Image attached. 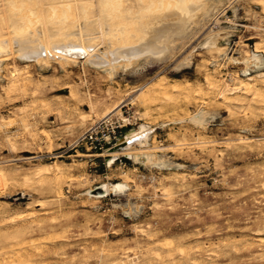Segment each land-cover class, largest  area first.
<instances>
[{
  "label": "rangeland",
  "instance_id": "obj_1",
  "mask_svg": "<svg viewBox=\"0 0 264 264\" xmlns=\"http://www.w3.org/2000/svg\"><path fill=\"white\" fill-rule=\"evenodd\" d=\"M13 1L0 0L4 31L10 28L4 19ZM201 1L207 2L206 13L200 12L188 33L175 41L166 60L139 58L128 69H117L113 78L83 58L77 64L50 59L26 65L11 54L5 61L0 69V170L8 177L0 179V209L6 211H0V264H264V66L244 73L242 60L255 46L264 55V9L253 0ZM74 3L45 0L44 7L52 12L57 5L65 9ZM77 4L90 5L94 18L99 16L98 0ZM218 31L221 53L202 45ZM94 42L101 51L107 48L101 35ZM179 63L184 64L177 68ZM208 75L219 81L215 90L207 84ZM250 75L261 83L257 88L263 96L253 99V90H230L238 85L237 77ZM161 76L169 89L190 82L193 95L151 90ZM223 87L228 92L222 99ZM113 107L114 122L124 124V133L144 124L153 129L149 145L155 151L144 150L155 152L150 158L142 157L135 144L133 157L120 154L109 162L95 153L114 145L95 150L79 142ZM199 108L215 117L204 125L184 119ZM9 137L17 139L14 147ZM160 158L171 165L157 166ZM45 163H62L65 169L63 182H53L57 189L51 186L56 192L29 180ZM15 173L20 175L12 178ZM108 181H125L127 187L99 198L88 194ZM133 209L137 213L128 215Z\"/></svg>",
  "mask_w": 264,
  "mask_h": 264
},
{
  "label": "bare ground",
  "instance_id": "obj_2",
  "mask_svg": "<svg viewBox=\"0 0 264 264\" xmlns=\"http://www.w3.org/2000/svg\"><path fill=\"white\" fill-rule=\"evenodd\" d=\"M64 1H74L75 3L72 5H64L65 9H63L62 6L57 5L53 8L52 12H48L47 8L44 7L45 0H14L13 1L12 9L9 13L6 14V18L4 19V22L6 21L10 27L9 30L4 31V27L0 23V69L3 67L5 61L8 60V58H9V56H11V54L15 55V57L21 61H27L26 65H28V63L33 61V60H40L42 63L47 64V62L50 59H58L59 61L64 62V63L77 64L80 61V59L83 58V62L86 65L93 67L95 69H100L103 72L108 73L110 78H113L117 69L120 68V69L126 70V69L130 68L131 66H134L133 64L139 58H148L149 57L150 59H152V58L155 59L156 62L166 60L168 58V56L174 50L175 41L178 38H180V37H182L188 33V31L192 28V24H193V22H195L196 17L200 15V12L206 13L205 8L207 5V2L201 1V0H98L99 4H100V13H99V16L94 18V16H93L94 13L92 14V9L88 7L90 5H88L87 7H83L82 5L77 4V2L79 0H64ZM253 1L264 9V0H253ZM81 6L83 7L82 9H80ZM32 8H34V10H32ZM97 34H99V35H97ZM100 35L107 42V48L103 51L99 50V48L96 47L97 43L94 42ZM134 36H136V38L138 37L137 40L134 42L130 41L129 38H132ZM220 37H221L220 31L209 34L205 38L202 45L204 46V48H208L209 50L217 49L221 53L225 49H224V46L218 44ZM257 45H259V43ZM255 47L256 48H254V51L252 53H249L244 58H242L243 63H244V68H243L244 73H247V71L250 68L253 69V68H259V67L264 66V55L261 53V50H259L260 46H255ZM261 47L263 48V46H261ZM234 59H236V58H234ZM183 64L184 63H179V64H177L176 67L178 68V67L182 66ZM25 71H23V73H25ZM262 72H263V70H262ZM210 73H212V72H210ZM255 73H252V74H255ZM16 74H17V69H15L12 72L11 76L13 77ZM239 75H241V74H239ZM251 75H250V77L247 76L246 78L240 77V76L237 77V78H239L238 85L235 87L232 85L233 88L230 86V90L231 91H233V90L238 91L241 88H244L246 91L253 90V93L251 91L252 95L253 96L255 95L254 97L252 96L253 99L256 96H258V97L263 96V92L257 88L258 85H260L261 83L257 85L256 82L251 77ZM261 75H263V73L258 74V76H261ZM235 76H236V74H235ZM241 76H244V75H241ZM24 77H26V76H23V78ZM159 79L160 80L155 82V84L151 87L152 88L151 90L155 91L156 93L157 92H159V93L161 92V94L167 93V95H168V93H177V94H184L186 96H190L192 93H194L193 87L191 86V84H189L190 82L185 84V85H182L180 83H175L169 89L166 85L167 79L164 76H161ZM263 79H264V77L261 80L263 81ZM206 80H207V84H208L209 88L210 89L212 88L215 90V88L217 87V84H218V83L216 84V82L218 80L216 79L217 81L215 82L213 80V78L209 75L207 76ZM16 83L19 84L18 82H16ZM24 84H25V82H24ZM39 84H40V82H39ZM21 85H22V83H21ZM39 86H41V85H39ZM218 87H219V85H218ZM194 88H195V86H194ZM205 88H208L207 85ZM223 88H225V90L224 89L220 90V94L222 96V99H223V97L227 98L226 92H228V90L226 89L227 87H223ZM205 90H207V89H205ZM71 93H73V92L71 91ZM199 93H197V94H199ZM202 93H204V90ZM218 93H219V91H218ZM247 93H249V92H247ZM197 96H199V95H197ZM231 97H233V96H231ZM225 100L226 99H224V101ZM238 101H239V99H238ZM238 101H236V102H238ZM258 101H261V100H258ZM227 102L228 101L226 100V103ZM234 102H235V100H234ZM261 103H262V101H261ZM48 105L49 104L47 102L43 104V106H45V107ZM115 109H117V107H113L108 112L112 113ZM214 117H215V114H213L211 111H209L207 109L199 108L195 113L189 114L184 119L191 121V122H194V123H197V124H200V125H204V124L209 123ZM82 118H85V116ZM23 120L25 122L24 118H23ZM124 120H125V118H124ZM25 126H26V124H25ZM28 126H29V124H28ZM152 133H153V129L150 126L144 124L143 126L137 127V128L130 131L129 136H127V138L125 140V141H128V143L122 149L114 150V149L109 148V149L104 150L103 152L95 153V155L108 156L109 162H111L113 159H115L117 157V155H120V154H124V155H128L130 157H133L134 155L130 152V150L132 149L133 145L138 144L141 146V149L143 150L141 152V156L144 158H150L152 156V153H155V152H144V150L152 148L155 151L156 147L149 145V143H150L149 139L152 138V140H153V134ZM7 140L10 141L9 142L10 145L12 147H14L15 140H17V139L13 140V138L9 137V138H6V141ZM81 155L85 156L87 154L84 152H81ZM59 164L56 163L53 165V164H49V163L46 164L45 163L42 167L39 166L40 168L34 170L32 172V175H31V173L28 174V176L31 175V177H29V180L32 178V179L37 181V184H38V182L43 184V185L47 184L48 187L50 186V189L47 188L48 191L49 190H52V191L55 190L53 187H52L53 189L51 188V186H55V185H52L53 182H55L57 184L58 183L57 181H59L60 179L63 182L64 179L62 180V178L65 176V169L62 167L63 166L62 163H59ZM155 164L161 168L167 167V166L169 167V165H171L168 161L163 160L162 158H160ZM71 168L72 167H70L69 169H71ZM11 169L12 168L10 167V169H8V170L11 171ZM69 169H67V170L70 171ZM13 171H14V169H13ZM14 172H18V171H14ZM16 174L20 175L19 173H15V175L14 176L12 175L13 177L12 176L11 177L14 178L16 176ZM68 174H69V172H68ZM25 175H27V174H25ZM68 176H70V174ZM68 176H66V177H68ZM176 176H177V174H176ZM7 177L8 176L5 172V170L4 169L0 170V179H6ZM11 177H9V178H11ZM76 177H77V175H76ZM71 178H72V176H71ZM75 179H78V178H75ZM79 179H81V178H79ZM170 179L171 178H169V180ZM176 180H177V178H176ZM182 180H180V181H182ZM23 181H25V179ZM27 181H28V179L26 180V183H29ZM34 183H35V181H34ZM100 186L103 188L102 192L92 194V192H91L92 190L89 189L88 194L92 197H95V198L103 197V196H106V195L111 194V193H117V192L123 191L124 188L127 187V184L125 181H122V182H110V181H108V182H104ZM56 189H57V187H56ZM55 192H56V190H55ZM59 192H60L59 194H61L62 189H60ZM59 194L57 192L54 194V196L55 195L58 196ZM59 198H60V196H59ZM40 201H42V200H40ZM60 201H58V203ZM51 202H53L52 198H51ZM40 203L42 205L44 204V202L43 203L40 202ZM61 203L63 204V202H61ZM45 204H48V203H46V201H45ZM6 206L8 207V205H6ZM51 206H53V205H51ZM3 208H4V206H3ZM61 209H63V208H61ZM44 210H47V209H44ZM0 211H1V209H0ZM1 212H4V210H2ZM126 212L128 213V215L129 214L135 215L137 213V210H134V209L133 210H127ZM35 213H36V211H35ZM39 214H40V212H39ZM1 215H3V214L1 213L0 216ZM23 215L24 214H22V218H25L24 217L25 215L24 216ZM32 215L34 216L33 213H32ZM38 217H39V215H38ZM4 218H6V217H4ZM11 218H12V216H11ZM12 219H15V218H12ZM24 220H26V219H24ZM18 221H19V219H18ZM15 222L16 221H13V223H15ZM39 223H41V222H39ZM8 224H10V223H8ZM17 224H18V222H17ZM38 226L41 227L40 224ZM166 244H168V243H166ZM101 245H103V244H101ZM111 245H112V243H111ZM245 245H246V243H245ZM243 247H245V246L243 245ZM174 248H171V249H174ZM246 248H247V245H246ZM28 249H30V248H28ZM99 250H101V249L99 248ZM255 253H257V252H255ZM259 253H261V252H259ZM106 254H108V253H106ZM112 254H113V251H112ZM116 254L117 253H115V255ZM121 255H123V254H121ZM258 255H260V254H258ZM30 257H31V255H30ZM259 259H260V257H259ZM119 260H120V258L118 259V261ZM150 262H151V260H150ZM131 263H132V261H131ZM122 264H126V263H122ZM150 264H152V263H150Z\"/></svg>",
  "mask_w": 264,
  "mask_h": 264
},
{
  "label": "built area",
  "instance_id": "obj_3",
  "mask_svg": "<svg viewBox=\"0 0 264 264\" xmlns=\"http://www.w3.org/2000/svg\"><path fill=\"white\" fill-rule=\"evenodd\" d=\"M123 126L121 122L116 125L114 114L110 113L92 123L81 135L79 142L86 143L91 149L103 150L120 140Z\"/></svg>",
  "mask_w": 264,
  "mask_h": 264
},
{
  "label": "water",
  "instance_id": "obj_4",
  "mask_svg": "<svg viewBox=\"0 0 264 264\" xmlns=\"http://www.w3.org/2000/svg\"><path fill=\"white\" fill-rule=\"evenodd\" d=\"M131 130L125 131V133L123 132V135L120 137V140L114 144L113 146L114 150H120L123 147H125V145L128 143V141H125V140L127 136H129ZM102 191H103V188L101 186H97L96 188L92 190L93 193H98Z\"/></svg>",
  "mask_w": 264,
  "mask_h": 264
}]
</instances>
